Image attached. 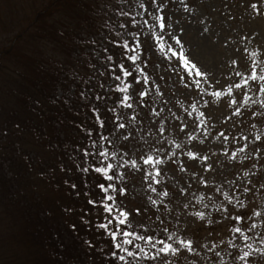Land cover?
<instances>
[{
  "label": "snow or ice",
  "instance_id": "obj_1",
  "mask_svg": "<svg viewBox=\"0 0 264 264\" xmlns=\"http://www.w3.org/2000/svg\"><path fill=\"white\" fill-rule=\"evenodd\" d=\"M169 2L148 0L146 4L145 0H116L119 7H110L104 12L106 19L101 26V42L90 41L92 52L86 65L90 73L82 75L76 71L70 72V79L80 85L76 98L92 114L91 122L96 125V134L93 137V129L81 122L77 127L86 138L83 147L79 143H66L64 149L68 159L81 173L85 189L89 186L87 176L90 173L102 177L103 182L96 185L102 197L99 200L89 198L88 203L94 208L99 203L107 214L103 221L95 224H89L85 216H81L80 220L86 231H91L93 227L97 231L104 230V238L111 240L112 250L104 252L103 245L97 250L112 264H189L190 259H199L200 264H254V259L264 257V182L257 187L252 180L264 172V164H260L264 158V134L257 131L251 138L241 134L237 139L235 136L230 138L224 130H220L213 135L205 111L200 110V106L202 104L206 109L213 100L219 103L227 97L229 115L224 116V122L233 117H240V123L253 118L264 122V48L257 46L250 49L245 46L249 36H238L241 46L235 51L245 57L246 65L243 70H238V60L230 57L227 65L231 70L227 79L231 82L216 88L218 81L210 77L209 71L194 60L190 50L186 49L182 40L185 29L180 20L171 19L178 9H168L166 17L165 9ZM171 2L175 3L176 0ZM178 7L189 13V24L199 23L202 33L210 32L207 22L195 18L194 7H190L185 0H179ZM224 7L229 8L227 4ZM241 7L252 16L264 15V0H241ZM122 18H127V23ZM226 18L231 20L234 17L229 14ZM141 36L150 39L153 50H159L166 69L175 73L177 82L182 83L195 97L189 105L191 110L180 105L185 117L191 118L190 123L167 108L169 100L163 99L160 85L146 71L148 60L142 58L144 49ZM230 40V37L226 38L224 43L228 44ZM107 44L121 50L118 58L109 52ZM125 61L128 62L127 68ZM133 72L137 75L133 76ZM105 75L108 77L107 83L102 79ZM130 76H133L131 81L128 80ZM233 76L235 79H232ZM133 84H141L140 90L136 91ZM237 90L239 97L235 94ZM113 92L120 95L109 104L107 102L112 101ZM157 99L165 107L153 106ZM68 102L66 98L64 103ZM102 102L105 111L111 113L107 130L100 116L101 109L97 107ZM141 110L147 111L152 122L146 130L143 128ZM165 110L172 120L179 122V133L183 134L185 143L177 142L176 138L168 139L165 119L157 122ZM80 111L78 108L77 114ZM197 112L198 115H194ZM251 126L255 128L256 124L252 123ZM149 137H152V143H149ZM209 140L221 142L220 154L224 157V164L231 167L236 162L250 161L248 170L237 171L232 179L222 176L217 182L216 169L213 163L208 162L210 155L195 148L197 142L204 145ZM230 142L233 145L231 148L224 146ZM128 144H133V148L128 149ZM136 144L142 151L136 149ZM184 158L194 162L197 167L202 166V173H213L212 177L206 179L204 174L197 171L189 174ZM215 163L219 165L220 161ZM169 164L189 176L187 185H180L177 189L179 195L187 200L182 205L185 214L193 218L194 227L188 234H184V226H180L179 214L172 217L176 221L175 231L170 230L159 215L154 220L148 218L147 223L134 225L129 219L130 213L117 200V197L122 200L129 191V176L139 175L148 204L156 212L164 208L171 215L167 183L172 179L168 173ZM60 169L65 171L63 164ZM67 171L71 174L72 168ZM193 181L204 189L199 194L189 193ZM64 184L73 191L77 188L76 183L68 179L64 180ZM79 194L75 192L76 196ZM85 195H88L87 191ZM193 208L195 211H190ZM66 211L71 212L72 209ZM84 211L87 214V210ZM134 211L139 215V208ZM71 227L76 228L75 225ZM83 239L91 249L92 241L86 237Z\"/></svg>",
  "mask_w": 264,
  "mask_h": 264
},
{
  "label": "trees",
  "instance_id": "obj_2",
  "mask_svg": "<svg viewBox=\"0 0 264 264\" xmlns=\"http://www.w3.org/2000/svg\"><path fill=\"white\" fill-rule=\"evenodd\" d=\"M110 7L119 5L116 0L0 3V38L5 32L9 35L8 43L0 39V264H112L97 250L101 245L104 252L112 250L104 230L93 227L86 231L80 220L85 216L89 224H95L107 215L99 203L95 208L88 203L89 198L102 197L96 187L103 182L102 177L90 173L85 189L81 173L64 149L66 143L83 147L86 138L77 127L81 122L93 129V137L96 134L92 114L76 98L80 85L70 79V72L90 73L86 66L92 52L90 41L101 42L104 12ZM25 8H31L23 19L25 24L19 22V30L17 25L8 26L9 20H19ZM122 19L127 23L126 18ZM144 41L147 42L141 38L142 58L148 60V71L155 55ZM106 47L119 57V48L111 44ZM102 79L108 82L107 75ZM141 84H133V88L139 91ZM119 95L113 92L112 101L107 103H113ZM97 107L107 130L111 113L105 111L103 102ZM61 164L65 171H61ZM68 168H72L71 174ZM65 179L76 183L77 188L69 189ZM127 186L125 197L117 200L130 213L134 225L147 223L150 217L154 220L157 215L166 220V216L152 213L149 207L139 208L135 200L131 201L129 181ZM68 208L72 211H66ZM137 208L142 219L131 216ZM85 237L92 241L91 249L84 244Z\"/></svg>",
  "mask_w": 264,
  "mask_h": 264
},
{
  "label": "rangeland",
  "instance_id": "obj_3",
  "mask_svg": "<svg viewBox=\"0 0 264 264\" xmlns=\"http://www.w3.org/2000/svg\"><path fill=\"white\" fill-rule=\"evenodd\" d=\"M18 1L24 3L27 0ZM2 2H7V0H0V3ZM185 2L188 3L190 7H194L196 9L195 18L197 20L203 19L205 22H207L210 29L208 34L201 32V25L199 23L193 22L189 24L187 22L189 13H185L183 12V9H179V0H176L175 3H172L170 0L168 8L165 9V15L167 17L168 9H178L177 14L172 15L171 19L172 21L180 20L181 26L184 27L185 31L182 35V40L185 42L186 49L190 50L191 57L194 60L198 61L200 65L209 71L210 77L218 81V83L215 84V87L221 88L222 86H225L231 82L229 79H227L228 73L231 70L227 65V61L230 57L236 58L238 60V70H243L246 65L245 57H242L238 52L235 51L236 48L241 46L240 42L238 41V36H249V41L245 46L250 47V49L257 46L264 48V15H250L248 11H245L244 7H241V0H185ZM145 3L148 4V0H145ZM39 4L40 3H36L35 5L38 6ZM225 4L229 6L228 9H225ZM30 10L31 8H25V10L20 12L19 20L15 19L14 22L9 20L7 25H17V29L19 30L21 28L19 22L21 24H25L23 19L31 13ZM229 14H231V16L234 18L231 20L227 19L226 17ZM229 37L231 40L228 44H225L224 41ZM141 38L147 41H144V43H147L151 53L155 55V58L151 63L152 66L149 67L147 72L149 75L152 74L155 82L160 85L161 90L164 93L163 99L169 100L167 108H171V110L180 116L181 119L185 120L186 123H190L191 118L185 117L183 109L180 107V105L189 107L191 101L195 99V97L192 96L188 89L184 88L182 83L177 82L175 73H172L170 70L166 69L165 63L161 59L159 50H153V45L150 39H147L144 36H141ZM0 39L8 43V33L5 32L3 35H1ZM160 77H163L164 79L161 80ZM232 79H235V77L233 76ZM235 94L237 97L240 96V92L238 90L235 92ZM205 99H208V97H205ZM177 101H179V103H177ZM155 104L157 108L165 107L159 99L155 101ZM189 110H191L190 107ZM200 110L205 111L207 124L209 125L210 132L213 135L220 130H224L230 138L235 136L237 139H239L241 134L248 135L251 138V136L257 131H259L261 134H264V122H261L259 118H253L251 120L245 119L243 123H240V117H233L232 120L224 122V116L229 115L227 97H224V99L219 103L213 100L206 109L201 104ZM146 113V110H141L142 117L144 118L143 128L145 130L151 127L152 124L151 120L148 118V114ZM194 115H198V112L194 113ZM159 119H165L167 121L165 127L168 129V131L165 133V135L169 140L176 138L177 142L185 143L183 134L179 133V122L172 120L169 117L167 110L161 113V116L157 118V122ZM252 123L256 124L255 128L251 126ZM213 124L215 125L214 128L212 127ZM189 130L190 129H186V131ZM148 139L149 143H152V137H149ZM241 143H243V141H241ZM224 146L231 148L233 145L230 142ZM135 147L137 150L142 151L139 144H136ZM127 148L132 149L133 144H128ZM195 148H199L202 153H207L210 155L211 159L208 162L213 163V166L216 169L215 179L217 182L221 180L222 176L226 179H232L233 174L237 171H245L249 168L250 161L236 162L231 167L224 164V157L220 154L221 142L219 140L205 141L204 145H199L197 142ZM195 148L193 150H195ZM213 152H215L216 155H212ZM137 154H139V151H137ZM184 160L185 166L189 170V174L192 171L202 173V166L197 167L194 162H189L186 158H184ZM217 160L220 161L219 165L215 163ZM260 164H264V158L260 160ZM168 173L169 176L172 177V179H169L167 182L171 199V203H169L171 215H169V212L164 208H160L159 212L166 216L165 224L168 227H171L173 231L176 229V221L172 219V217H175L177 214H179L180 226H184V234H188L194 227L193 218L190 215L185 214V210L182 208V205L187 202V200L185 197H181L179 195L177 189L180 185H187L189 176L185 173H180L178 168L172 164L168 165ZM202 174L205 175L206 179L211 178L213 175V173ZM252 180L253 183L259 187V183L264 182V172H260L259 175L254 176ZM128 181L130 183L132 193L131 201L133 199L139 208L144 206L146 208L149 207L151 212L155 213L156 211L153 210L145 198L146 192L143 185L141 184L140 176H129ZM203 190L204 189L201 185L193 181L191 188L189 189V193L195 192L196 194H199ZM193 203L195 204L196 202L193 201ZM190 211H195V209H190ZM131 216L133 219H142L143 217L142 214L139 216L133 212ZM209 239H211V237H209ZM201 256H203V253H201ZM177 264H179V262H177ZM189 264H200V260L197 259L193 261L190 259ZM254 264H264V257L254 259Z\"/></svg>",
  "mask_w": 264,
  "mask_h": 264
}]
</instances>
